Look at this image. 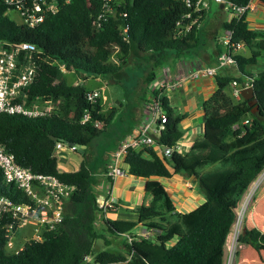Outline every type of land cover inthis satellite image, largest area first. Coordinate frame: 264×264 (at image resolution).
Here are the masks:
<instances>
[{
    "label": "trees",
    "instance_id": "trees-1",
    "mask_svg": "<svg viewBox=\"0 0 264 264\" xmlns=\"http://www.w3.org/2000/svg\"><path fill=\"white\" fill-rule=\"evenodd\" d=\"M227 1L241 5L248 0ZM101 3L102 0H68L31 27L11 18L0 0V38L29 41L41 50L33 56L38 68L36 79L23 88L27 99L48 98L52 103L51 111L38 116L0 112V144L12 153L16 163L32 172L52 174L73 185L71 194L64 199L61 221L52 228L41 227L40 238L29 237L16 252L5 246V226L12 223L13 230L15 219L0 212V264H81L87 253H93V259L100 264L122 259L127 264H222L223 243L239 197L264 166V70L246 73L257 104L254 112L245 98L234 99L229 92L231 79L242 82L245 78L228 72L214 74L216 87L201 101L203 130L186 152L173 149L168 156H160L152 145L128 147L125 151L123 161L130 174H192L203 195L199 204L187 211H176L169 195L156 190L147 203L132 207L136 220L109 218L97 206L95 178L91 174L95 160L85 148L93 145L114 111H101L98 100L90 105L85 99L88 87L83 82L69 81L54 60L81 75V81L89 76H105L125 90L139 88L143 92L155 70L170 55L182 54L196 45L197 25L187 30L180 25L177 30L176 21L186 22L184 14L189 10L181 0H112L114 13L96 29L91 19ZM202 13L203 10L200 17ZM244 14L223 23L231 30L229 43L240 41L249 50L248 54L231 53L242 73L264 52L262 34L247 26ZM150 96L158 100L165 116L155 144L169 147L181 136L179 121L183 114L175 112L159 90L152 88ZM140 99L146 103L150 98L142 95ZM84 108H89L90 118L80 122ZM244 118L246 122H242ZM94 120L102 126L94 125ZM233 123H238L237 127H232ZM66 140L84 144L83 152L75 170L58 171L53 145ZM95 155L103 166L104 151ZM155 185L154 180L146 182L148 188ZM0 195L16 203L31 202L14 183L3 179L1 171ZM136 223L151 234H133ZM104 231L127 233L131 239L127 241L125 237L121 250L95 251L93 241L105 237ZM151 237L159 243L151 241ZM237 239L256 251L264 249V233L255 228L245 229Z\"/></svg>",
    "mask_w": 264,
    "mask_h": 264
},
{
    "label": "crops",
    "instance_id": "crops-1",
    "mask_svg": "<svg viewBox=\"0 0 264 264\" xmlns=\"http://www.w3.org/2000/svg\"><path fill=\"white\" fill-rule=\"evenodd\" d=\"M201 1L203 3V13L197 24L196 45L182 54L176 56L170 55V57L155 70L154 78L143 92L139 88L133 89L132 91L125 90L123 95L126 96V98L119 99L108 97L105 94L104 89L105 84L109 81L108 79H101L99 76H94L91 77L94 82L88 85H86L84 81L89 77L81 81V75H76V77H72L69 80L71 82L76 80L83 82L88 89L100 86L101 91L98 97V103L101 106V111L107 113L112 110L114 111V115H121V117L123 116L126 120L125 124L120 125L119 118L117 116L113 118L114 115H112L110 121L105 125L101 133L104 134V137L101 138L100 134V137L94 140L93 145L89 146L88 149L85 148V151L87 150L88 154L95 160L93 162L91 174L95 178L94 189L97 191L96 200L102 197H109L110 200L115 203L112 209L104 212V215L109 218L136 220L137 213L132 210V207L138 206L141 203H147L150 194L154 193L156 190H164L169 195L176 211H187L203 200V195L192 174L172 173L169 176H136L127 172V165L124 161L121 164L125 171L123 174L110 178L103 173L105 165L110 161L112 151L119 140L128 135L135 134L146 117L147 101L145 103V100L140 99V97L144 95L146 98H151L150 90L152 88L159 90V92L167 97L169 104L173 107L175 112L183 114L179 121L181 136L176 142L175 149L177 151L186 152L192 142L201 134L204 116L201 101L215 89L216 83L214 75L199 73L194 77L185 79L177 87H158L160 82L174 78L196 66L214 64L219 52L224 49L223 41L226 28L223 27V23L230 19L231 14L224 7V3L220 4V2L215 0ZM212 2L216 5L215 8L209 12ZM249 2L250 6L244 14L247 26L261 33V37L264 38V1L249 0ZM232 52L248 54L249 50L242 44L239 47L233 48ZM260 70H264V52H261L257 56L255 63L245 66L243 73L237 69L234 62L217 68L215 73L228 72L234 75H240L242 78L246 79V73H255ZM65 76L67 79L69 78V75ZM118 85L120 87V84ZM131 96H133V98L128 100L127 97ZM98 126H102L100 121ZM105 136H111V143L105 141ZM83 148L82 150L78 148L71 150L67 147L56 149L53 153L56 157L57 170H75L81 159ZM152 149L159 155L160 149L157 145H152ZM99 150L104 151L103 166L95 159V154ZM148 180H154L156 185L148 188L146 186ZM24 225H28V228L20 230V234H31V224L27 223ZM97 225H99V222H97ZM248 228H255L260 233H264V180L260 182L258 188L254 191L250 204L244 211V216L240 221L238 232L242 233ZM132 232L133 234H144L146 232L151 234L150 231H145L141 223H136ZM232 232L233 222L229 227L223 243V262ZM103 234L105 237H97L93 241V249L95 251L102 249L112 251L121 250L122 242L127 233L115 235L104 231ZM89 254L90 257L93 258L94 254ZM81 264L83 263L81 262ZM107 264H127V262L126 259H122ZM232 264H264V249L256 251L244 240L237 239Z\"/></svg>",
    "mask_w": 264,
    "mask_h": 264
},
{
    "label": "built area",
    "instance_id": "built-area-1",
    "mask_svg": "<svg viewBox=\"0 0 264 264\" xmlns=\"http://www.w3.org/2000/svg\"><path fill=\"white\" fill-rule=\"evenodd\" d=\"M5 4V12H13L17 16V22L26 26H34L41 22L47 13L55 11L59 4L68 0H2ZM183 4L189 7L184 14L187 18L186 22L176 21V26L187 30L192 24H198L200 12L203 8L201 0H181ZM224 3V7L230 12L231 17L238 18L250 6L249 0L241 5L233 4L227 0H215ZM115 7L112 0H102L99 11L92 17L91 24L98 29L108 15L114 13ZM120 12V11H117ZM124 14L123 12H120ZM125 26L123 31H125ZM179 30V27L177 28ZM231 30H225L224 49L217 56L216 61L212 65L196 66L189 71L182 73L174 78L164 80L158 84L159 88H174L179 86L185 79L196 76L199 73L214 75L216 69L233 63L231 56L233 48L242 45L240 41L233 44L229 43ZM41 50L29 41H9L0 38V112L17 113L24 116H38L51 111L52 103L48 98L33 97L27 99L25 90L26 86L36 79L38 73L37 64L33 59L34 55H39ZM57 63L60 71L67 69L59 62ZM76 80L73 83H78ZM251 78H246L242 82L231 79L229 82L230 95L237 99L241 96L240 89L251 85ZM101 87L89 88L85 91V99L91 105L100 95ZM147 115L143 122L133 135H128L117 143L113 149L110 161L105 165L104 175L113 178L123 174L122 168L123 156L128 147L142 149L149 145L155 144V135L158 133L161 123L164 121V111L159 106L156 98L151 97L147 102ZM90 118L89 108H84L79 121L83 122ZM244 118L242 122H246ZM94 125H98L99 121L94 120ZM238 123H233L232 127H237ZM156 145V144H155ZM159 155L168 156L175 149L176 143L160 147ZM67 147L71 150L77 148L75 144H68L62 141H56L53 145V152L56 149ZM0 171L6 182L14 183L21 191L29 197L31 202L16 203L9 200L6 196L0 195V212H6L15 219L16 226L31 224L30 238L39 239V229L41 227L52 228L59 223L63 217V203L72 192L73 185L60 181L56 176L46 173L32 172L29 167L20 165L14 161L11 152L3 149L0 144ZM264 180V166L257 175L250 181L245 190L241 193V197L237 203L238 210L235 208V218L233 220V232L230 242L227 246V252L222 264H232L233 254L236 247L237 235L239 234V225L241 215L246 210L252 195L260 182ZM97 206L105 212L115 206V203L109 197L97 199ZM12 223L5 226L7 239L5 246L16 252L21 248L22 242H15L12 235ZM25 239V238H24ZM23 239V240H24ZM129 241L131 236L126 234ZM83 264H100L87 253L83 256Z\"/></svg>",
    "mask_w": 264,
    "mask_h": 264
},
{
    "label": "rangeland",
    "instance_id": "rangeland-1",
    "mask_svg": "<svg viewBox=\"0 0 264 264\" xmlns=\"http://www.w3.org/2000/svg\"><path fill=\"white\" fill-rule=\"evenodd\" d=\"M215 3L214 2H212L211 3V6H210V11L209 12H211L214 8H215ZM9 14V16L11 17V18H13V19H15V20H17V16L13 13V12H9L8 13ZM71 69H67L65 72H64V74L65 75H69V78H68V80H70V78H74V77H76V74L74 73V71H70ZM101 79H107L105 76H99ZM110 81V80H109ZM107 82L106 84H105V89H104V92H105V94L108 96V97H114V98H126V96H124L123 95V92H125V88H123L121 85H120V87H119V85H118V83H116V82H114V81H110V82ZM94 82V80H92V78L89 76V78L88 79H86V81H84V83L86 84V85H88V84H90V83H93ZM127 84H129V82H126ZM126 83H124V85H127ZM129 89V88H128ZM128 89H126V91H132V89L130 90H128ZM115 90V91H114ZM115 92H117V93H115ZM133 98V96H131V97H127V99L129 100H131ZM125 100V99H124ZM117 115H114V117L113 118H115ZM118 118H119V124L120 125H123V124H125V122H126V120H125V118H123V116L121 117V115H118L117 116ZM99 125V124H98ZM97 125V126H98ZM112 136V135H111ZM111 136H109V137H107V136H105V141L106 142H108V143H111ZM98 137H100V135L99 136H97L95 139H98ZM102 137H104V134H101V138ZM94 139V140H95ZM106 144V143H105ZM88 149V148H87ZM94 153V152H93ZM94 155V154H93ZM258 188V187H257ZM239 208H238V206H237V208H236V210H238ZM244 216V212H243V214L241 215V218L240 219H242V217ZM28 225H23V226H15L14 228H13V230H11L12 231V235H13V237H14V240H15V242H23V241H25V240H27V239H29V236H30V234H20V230H22V229H26V228H28L27 227ZM25 238V239H24ZM24 239V240H23Z\"/></svg>",
    "mask_w": 264,
    "mask_h": 264
},
{
    "label": "water",
    "instance_id": "water-1",
    "mask_svg": "<svg viewBox=\"0 0 264 264\" xmlns=\"http://www.w3.org/2000/svg\"><path fill=\"white\" fill-rule=\"evenodd\" d=\"M240 94H241V97L246 99L247 104L251 106L250 111L254 112L256 107H257V104L255 102V98L253 97L251 85H248L246 87L241 88L240 89ZM49 136L51 138L54 137L51 134ZM65 142L68 143V144H75L79 150H82V148L84 147V144H79V143H76V142H73V141H70V140H66ZM150 240L151 241H155L156 243H159V240H156L153 237H151Z\"/></svg>",
    "mask_w": 264,
    "mask_h": 264
}]
</instances>
